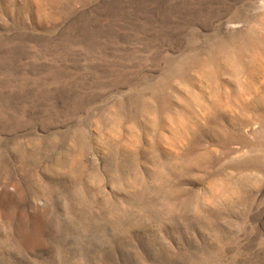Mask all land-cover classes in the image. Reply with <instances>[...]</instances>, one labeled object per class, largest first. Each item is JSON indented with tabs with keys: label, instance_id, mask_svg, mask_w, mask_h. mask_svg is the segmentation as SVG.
<instances>
[{
	"label": "rangeland",
	"instance_id": "rangeland-1",
	"mask_svg": "<svg viewBox=\"0 0 264 264\" xmlns=\"http://www.w3.org/2000/svg\"><path fill=\"white\" fill-rule=\"evenodd\" d=\"M0 264H264V0H0Z\"/></svg>",
	"mask_w": 264,
	"mask_h": 264
}]
</instances>
